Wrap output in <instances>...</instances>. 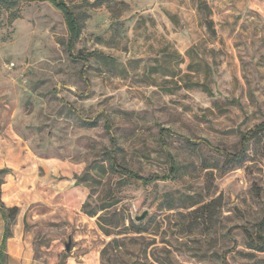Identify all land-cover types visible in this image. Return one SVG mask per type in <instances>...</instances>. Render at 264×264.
Masks as SVG:
<instances>
[{"label":"rangeland","instance_id":"1","mask_svg":"<svg viewBox=\"0 0 264 264\" xmlns=\"http://www.w3.org/2000/svg\"><path fill=\"white\" fill-rule=\"evenodd\" d=\"M63 1L84 61L0 5V264H264V0Z\"/></svg>","mask_w":264,"mask_h":264},{"label":"trees","instance_id":"2","mask_svg":"<svg viewBox=\"0 0 264 264\" xmlns=\"http://www.w3.org/2000/svg\"><path fill=\"white\" fill-rule=\"evenodd\" d=\"M102 1L103 3L107 0H99ZM34 2H39V3H44L48 2L52 4L58 11L61 12V14L64 17L65 24L70 36L69 42H68V55L73 61H84L87 59V56L84 55H75L74 48L76 42L79 40L81 36V25L78 21L77 16L75 13L72 11V9L69 7V5L63 1V0H0V5H3L4 7H14L19 5L20 3H34ZM165 132H169L168 130H162ZM264 134V122L255 126L253 129H251L249 132L245 133L243 135V149L240 153L238 154H231L227 153L225 151L216 149V152L218 153H223L225 158L232 162V163H238L239 161L242 160L246 153V146L249 143L250 140L254 138H258L261 135ZM207 145L209 144L207 141H204ZM186 143L189 146H194L196 147L198 144L197 142L190 141L189 139H186ZM111 162H110V167L111 170H113L115 173L119 174L120 176H123L128 179H132L136 182H140L144 185H150L153 183H156L158 181H166L169 180L173 177H175L178 173V166L175 163L173 159H171V167H170V174L168 176H142L129 168L119 165L116 161V156L113 154L111 156ZM6 170H0V176L4 174ZM0 184H1V179H0ZM0 209L3 211L4 207L1 205ZM264 230V224L259 225V232H262ZM251 235L248 234V237ZM250 242H251V249L257 251V252H264V241L261 240L259 244H254L255 240L250 237Z\"/></svg>","mask_w":264,"mask_h":264},{"label":"water","instance_id":"3","mask_svg":"<svg viewBox=\"0 0 264 264\" xmlns=\"http://www.w3.org/2000/svg\"><path fill=\"white\" fill-rule=\"evenodd\" d=\"M145 217H146V214H144V215L141 216V217H138V218H137V221H141V220H143Z\"/></svg>","mask_w":264,"mask_h":264}]
</instances>
